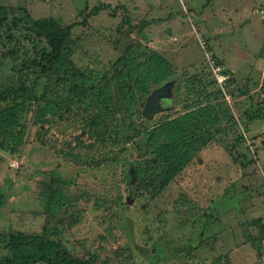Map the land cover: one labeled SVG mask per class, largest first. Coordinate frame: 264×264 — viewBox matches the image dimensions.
I'll list each match as a JSON object with an SVG mask.
<instances>
[{"label":"rangeland","instance_id":"obj_1","mask_svg":"<svg viewBox=\"0 0 264 264\" xmlns=\"http://www.w3.org/2000/svg\"><path fill=\"white\" fill-rule=\"evenodd\" d=\"M141 1L0 0L76 24L69 75L31 103L22 142L0 148V233L48 230L73 255L108 264H264V0ZM129 47L170 63L171 110L150 120L141 110L157 87L120 93L116 60ZM4 53L0 45V85L14 76ZM74 72L91 75L93 93L82 79L77 89ZM219 102L232 118L191 163L154 193L138 190L159 126ZM52 175L71 181L57 185L66 212L47 211ZM199 208L212 216L192 226Z\"/></svg>","mask_w":264,"mask_h":264},{"label":"trees","instance_id":"obj_2","mask_svg":"<svg viewBox=\"0 0 264 264\" xmlns=\"http://www.w3.org/2000/svg\"><path fill=\"white\" fill-rule=\"evenodd\" d=\"M127 21L130 23L128 18ZM75 25H62L53 17L34 18L26 7L0 6V45L5 52L3 58L12 60L14 75L11 83L0 85V148L22 142V118L31 103L38 101L39 96L46 97L50 84L57 86L62 80L60 77L69 75L68 45ZM116 63L123 67L117 80L121 83L120 93L123 95L127 90L124 99L134 98L136 89L147 94L150 88L159 87L170 79V63L150 48L134 51L129 47ZM73 75L77 77V89L80 88L78 80L82 79L81 88L94 92L91 75L79 72ZM46 108L44 105L39 110L45 112ZM231 115L229 109L219 102L198 106L181 118L163 122L158 128L162 141L156 146L155 155L149 158L145 168L135 172L139 183L137 189L151 194L160 183L167 184L174 179L191 163L199 143L205 144L207 136L221 130L222 117L232 118ZM50 181L44 193L47 211L51 214L56 210L66 212L69 203L57 185H68L71 181L53 175ZM194 208L197 207L193 205L188 210ZM197 211L191 219L192 226L200 223L198 217L212 216L210 209L199 208ZM0 247L8 251L0 257V264H108L98 262L95 256L81 258L73 255L61 239L48 230L43 233L20 230L0 233Z\"/></svg>","mask_w":264,"mask_h":264},{"label":"water","instance_id":"obj_3","mask_svg":"<svg viewBox=\"0 0 264 264\" xmlns=\"http://www.w3.org/2000/svg\"><path fill=\"white\" fill-rule=\"evenodd\" d=\"M175 86L174 80H168L161 86L153 89L150 92L147 100L142 107L141 114L144 118L150 120L156 114L164 111L171 110L169 106H162L161 100H171L173 99V88Z\"/></svg>","mask_w":264,"mask_h":264},{"label":"flooded vegetation","instance_id":"obj_4","mask_svg":"<svg viewBox=\"0 0 264 264\" xmlns=\"http://www.w3.org/2000/svg\"><path fill=\"white\" fill-rule=\"evenodd\" d=\"M171 101L172 99L171 100H161V104L162 106H164L165 103H170Z\"/></svg>","mask_w":264,"mask_h":264},{"label":"crops","instance_id":"obj_5","mask_svg":"<svg viewBox=\"0 0 264 264\" xmlns=\"http://www.w3.org/2000/svg\"><path fill=\"white\" fill-rule=\"evenodd\" d=\"M145 3V2H144ZM144 3H143V0L141 1V5H144ZM145 5H146V3H145ZM139 7H141L140 5H139ZM146 7H147V5H146ZM142 8V7H141ZM145 11V10H144ZM262 255L260 254V256H259V258L261 257Z\"/></svg>","mask_w":264,"mask_h":264},{"label":"built area","instance_id":"obj_6","mask_svg":"<svg viewBox=\"0 0 264 264\" xmlns=\"http://www.w3.org/2000/svg\"><path fill=\"white\" fill-rule=\"evenodd\" d=\"M215 71H219V68H217ZM11 165H13V164H11Z\"/></svg>","mask_w":264,"mask_h":264}]
</instances>
